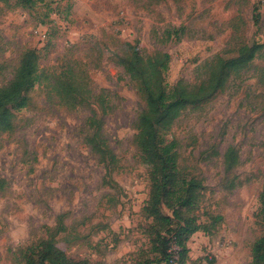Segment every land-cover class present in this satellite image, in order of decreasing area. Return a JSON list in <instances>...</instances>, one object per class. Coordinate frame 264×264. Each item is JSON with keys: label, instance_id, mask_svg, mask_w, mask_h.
Returning a JSON list of instances; mask_svg holds the SVG:
<instances>
[{"label": "rangeland", "instance_id": "1", "mask_svg": "<svg viewBox=\"0 0 264 264\" xmlns=\"http://www.w3.org/2000/svg\"><path fill=\"white\" fill-rule=\"evenodd\" d=\"M252 47L247 70L164 134L178 179L201 185L195 207L179 208L202 226L187 241L186 264H252L264 237V0H0V87L25 51L38 59L13 130L0 132V264H26V255L39 264L40 248L26 251L51 236L75 263L151 262L152 175L134 143L145 108L138 80L160 53L169 56L167 90L198 85L215 58ZM126 57L141 74L125 72ZM59 78L71 97L60 96ZM93 114L116 158L109 168L86 143ZM229 148L237 162L228 170Z\"/></svg>", "mask_w": 264, "mask_h": 264}, {"label": "trees", "instance_id": "2", "mask_svg": "<svg viewBox=\"0 0 264 264\" xmlns=\"http://www.w3.org/2000/svg\"><path fill=\"white\" fill-rule=\"evenodd\" d=\"M257 48H247L235 59L215 58L207 66V78L198 85L179 81L174 88L167 90L163 74L166 71L167 54L156 53L150 71L140 77L141 92L145 98V108L138 115L134 143L142 159L151 169L152 185L145 212L152 219L150 228L152 253L155 258L148 264H186L189 237L200 231L202 226L193 219L182 220L179 208L190 210L198 199L201 188L195 180H179L176 173L177 154L174 142L168 143L164 134L172 123L188 107L195 106L222 91L231 75L238 76L255 59ZM125 72L132 77L141 74V69L131 57L120 60ZM38 72V59L33 51L21 55L19 65L12 79L0 87V132H11L14 127L15 111L24 106V93L32 86L33 77ZM68 84V89L67 85ZM60 96L71 97L72 85L64 79L56 83ZM73 99L77 101V97ZM86 143L99 161L108 168L115 163V155L110 151L107 140L101 133L100 121L93 114L88 119ZM237 162L236 152L229 148L225 154V165L229 170ZM259 218L264 225V183L259 196ZM161 208L171 215L162 214ZM221 218H214L220 221ZM175 223V226L173 225ZM37 252L39 264H84L69 261L65 254L55 247L51 236L42 241L39 247H30L26 252ZM36 255V253L34 254ZM26 264H35L32 256L26 255ZM252 264H264V237L255 242L252 248Z\"/></svg>", "mask_w": 264, "mask_h": 264}]
</instances>
